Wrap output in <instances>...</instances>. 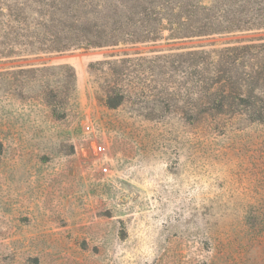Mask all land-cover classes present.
<instances>
[{
    "label": "rangeland",
    "instance_id": "374dc122",
    "mask_svg": "<svg viewBox=\"0 0 264 264\" xmlns=\"http://www.w3.org/2000/svg\"><path fill=\"white\" fill-rule=\"evenodd\" d=\"M250 44L264 69V29L0 60L67 66L0 75V264H264V121L239 98L202 110L185 54ZM68 66L75 95L41 99ZM249 97L264 117V79Z\"/></svg>",
    "mask_w": 264,
    "mask_h": 264
},
{
    "label": "trees",
    "instance_id": "16d2710c",
    "mask_svg": "<svg viewBox=\"0 0 264 264\" xmlns=\"http://www.w3.org/2000/svg\"><path fill=\"white\" fill-rule=\"evenodd\" d=\"M259 29H264V0H0V60ZM255 48L250 44L185 53L189 58L192 94H197L196 99L204 106L202 110L231 109L241 104L237 102L239 98L245 106L253 107L254 120L264 121L260 107L249 99L253 85L264 79L263 66L255 63ZM115 62L104 63L112 69ZM239 65L244 70L238 72ZM92 66L90 63L89 68ZM65 67L20 65L0 75L13 80L23 77L31 82L36 77H50L54 69ZM68 70L57 74L55 84L44 80V89L39 91L41 99L58 103L75 95L74 70L69 66ZM221 71L226 72V78L220 75ZM101 98L108 107H117L125 98L123 86L117 82L108 85ZM63 106L54 105L53 110H63Z\"/></svg>",
    "mask_w": 264,
    "mask_h": 264
},
{
    "label": "built area",
    "instance_id": "2783aa9c",
    "mask_svg": "<svg viewBox=\"0 0 264 264\" xmlns=\"http://www.w3.org/2000/svg\"><path fill=\"white\" fill-rule=\"evenodd\" d=\"M84 127H85L84 128L85 129L84 131L86 133L93 132V128H92V125L91 124H86ZM93 140L95 142V150L97 152H100V153H105V151H106L105 145L103 143H101V142H98L96 139H93ZM106 170H107V166H104L103 167V171H106Z\"/></svg>",
    "mask_w": 264,
    "mask_h": 264
}]
</instances>
